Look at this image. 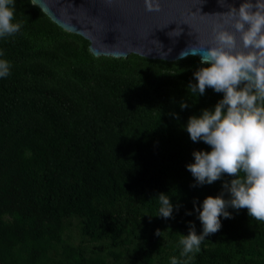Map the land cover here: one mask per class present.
Returning a JSON list of instances; mask_svg holds the SVG:
<instances>
[{
	"label": "trees",
	"instance_id": "obj_1",
	"mask_svg": "<svg viewBox=\"0 0 264 264\" xmlns=\"http://www.w3.org/2000/svg\"><path fill=\"white\" fill-rule=\"evenodd\" d=\"M15 19L21 31L0 38V59L11 64L10 75L0 78V264H107L103 253L85 254L64 240L68 218L88 241L131 245L134 264H151L154 257L156 264H170L172 257L179 264H264V223L247 209L229 208L233 218H220L221 229L211 234L215 244L203 241L190 260L181 256L180 235L188 234L189 222L198 235L203 231L195 207L234 178L224 174L199 185L186 168L193 151H211L191 141L188 118L223 98L212 88L198 98L187 91L207 65L194 55L171 61L136 53L94 56L87 39L58 26L30 0H15ZM58 64L80 84L102 86L103 97L88 113L94 127L86 133L78 118L65 120L54 105L68 94ZM163 70L188 73L175 101L158 97L156 74ZM181 102L189 107L182 110ZM160 193L170 196L171 218L158 216ZM163 219L169 229L157 235Z\"/></svg>",
	"mask_w": 264,
	"mask_h": 264
},
{
	"label": "clouds",
	"instance_id": "obj_2",
	"mask_svg": "<svg viewBox=\"0 0 264 264\" xmlns=\"http://www.w3.org/2000/svg\"><path fill=\"white\" fill-rule=\"evenodd\" d=\"M144 5L149 12L161 10L160 0H144ZM229 7L227 13L216 14L222 23L214 28L215 46H191L179 56L199 55L200 64L207 65L194 73L196 82L186 86L190 96L198 98L207 88L223 93L213 109L190 116L184 126L192 142L203 141L211 148L193 151L194 162L186 168L199 185L212 184L224 174L234 177L224 182L220 195L206 197L200 207L194 203L203 231L198 235L189 222L188 234H181L179 240L181 256L189 260L201 251L205 237L221 229V217L233 218L229 208L247 209L249 217L264 223V0H242L238 9ZM224 24H230L235 32ZM22 27L15 19V0H0V38L12 36ZM181 31L173 33L178 37ZM10 69V62L0 59V78L8 77ZM188 107L186 102L180 103L182 110ZM225 192L230 198H224ZM157 197L158 216L171 218L174 206L170 196L160 193ZM170 264L179 262L172 257Z\"/></svg>",
	"mask_w": 264,
	"mask_h": 264
},
{
	"label": "water",
	"instance_id": "obj_3",
	"mask_svg": "<svg viewBox=\"0 0 264 264\" xmlns=\"http://www.w3.org/2000/svg\"><path fill=\"white\" fill-rule=\"evenodd\" d=\"M30 1L64 30L87 39L88 50L94 56L125 57L136 53L166 61L178 59L191 46H215L214 28L222 23L216 14L227 13L230 5L238 9L242 2L160 0L161 10L149 12L144 0ZM223 27L235 32L230 24ZM179 29L181 34L176 37L173 31ZM236 36L238 46L242 47L240 34Z\"/></svg>",
	"mask_w": 264,
	"mask_h": 264
},
{
	"label": "rangeland",
	"instance_id": "obj_4",
	"mask_svg": "<svg viewBox=\"0 0 264 264\" xmlns=\"http://www.w3.org/2000/svg\"><path fill=\"white\" fill-rule=\"evenodd\" d=\"M57 67L65 74L57 76L66 77L64 83L67 86L68 94L62 101L55 98L53 100L54 105L59 112H62L65 120L78 118L86 133L89 127H94V124H92V121L88 117V113L98 99L103 97L101 92L102 86L95 81H87L86 85L88 86H84L80 84V81L74 79L68 67L60 64ZM156 75H159V79L156 82L159 89L158 97L162 101H175L181 97V93L184 91L189 79L188 73L178 74L171 70H163ZM63 224L64 240L74 246H79L85 254H91L92 252L103 253L106 256L107 264H134V262H137L134 259V248L131 245L111 246L107 241H88L85 237L80 236L77 220L74 218L65 219ZM169 225L170 221L168 219L161 220L159 224L160 233L165 234L169 229ZM204 241L209 246L214 245L216 242L213 235L205 237ZM31 254L35 256L34 251ZM184 259L187 258L185 257ZM156 262L157 259L154 257L151 264H156Z\"/></svg>",
	"mask_w": 264,
	"mask_h": 264
}]
</instances>
